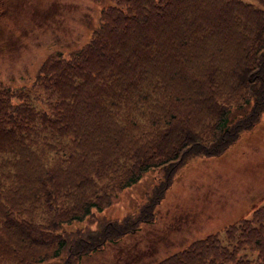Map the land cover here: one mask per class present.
<instances>
[{"label":"trees","instance_id":"1","mask_svg":"<svg viewBox=\"0 0 264 264\" xmlns=\"http://www.w3.org/2000/svg\"><path fill=\"white\" fill-rule=\"evenodd\" d=\"M180 8L182 0H108L81 46L47 54L27 85L0 82V240L18 235L9 251L0 249V264L52 258L77 264L105 243L134 234L151 220L177 166L191 156L221 154L258 120L264 110V0L197 6L185 22L198 13L209 30L222 23V41L209 79L203 72L198 86L177 75L169 88L178 93L172 94L164 74L173 80V51L182 33V26L173 32V10ZM160 53L167 54L163 66L150 71ZM218 72L227 76L225 88L213 81ZM123 138L141 149L102 161L89 147L94 142L102 153ZM150 169L161 175L136 214L88 230L64 229L73 221L95 223L94 213ZM238 222L231 228L246 239L238 245L214 246L206 236L159 260L150 255L149 264H211L210 252L223 259L214 264H264V255L250 249L260 234L264 253V206ZM150 244L142 241L140 251H126L123 259L112 255L125 263Z\"/></svg>","mask_w":264,"mask_h":264},{"label":"rangeland","instance_id":"2","mask_svg":"<svg viewBox=\"0 0 264 264\" xmlns=\"http://www.w3.org/2000/svg\"><path fill=\"white\" fill-rule=\"evenodd\" d=\"M206 1L210 0H182V8L173 10V32L177 34V28L182 26V33L175 41L180 45L173 51V80L168 81L164 74L167 90L172 94L178 93V88H169L174 87L177 75L187 77L198 86L204 84L200 80L203 72L209 79L207 73L214 65V54L222 41L224 25L220 23L209 30L202 26L204 23L198 13L185 22L197 6ZM107 4L108 0H0V82L16 88L27 85L47 54L57 50L66 55L81 46L97 25L100 9ZM232 18L225 23L232 24ZM160 54L157 61L147 66L150 71L163 66L167 54ZM207 66L210 67L205 70ZM217 66L222 67L218 63ZM218 73L220 79L217 82V75L213 81L219 89L225 88L227 76ZM156 133L153 131L149 138L154 139ZM89 147L98 156L96 160L102 161L116 152L126 155L125 149H141L128 138L106 146L102 153L100 145L94 142ZM160 175V170L145 171L136 182L118 191L115 197L110 196V205L94 213L95 223L91 224L90 219L73 221L63 225L64 229L77 231L76 227H84L88 230L105 219L136 214ZM169 180L163 198L152 210L150 221L139 223L134 234L126 235L116 243H105L80 258L77 264H149L152 261L150 255L159 260L206 236L214 246L228 241L238 245L245 241L231 227H237L239 219L249 217L252 210L264 206V110L258 120L249 129L242 130L221 154L191 156L171 172ZM260 232L263 231L260 229ZM259 235L256 245L249 247L252 254L258 251L264 255ZM17 236L2 237L0 249L9 251ZM142 241L154 245L156 252L149 247L150 250L125 263L114 259L113 253L123 259L126 251H140L138 247ZM210 257L211 264L223 260L215 252H210ZM37 264H59V259H47Z\"/></svg>","mask_w":264,"mask_h":264}]
</instances>
